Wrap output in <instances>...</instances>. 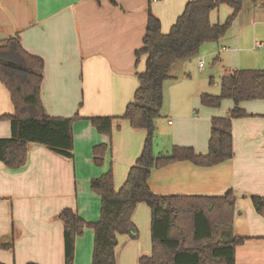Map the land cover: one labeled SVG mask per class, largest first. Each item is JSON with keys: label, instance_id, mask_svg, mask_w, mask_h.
I'll use <instances>...</instances> for the list:
<instances>
[{"label": "crops", "instance_id": "crops-1", "mask_svg": "<svg viewBox=\"0 0 264 264\" xmlns=\"http://www.w3.org/2000/svg\"><path fill=\"white\" fill-rule=\"evenodd\" d=\"M189 1L0 0V42L18 34L23 47L44 60L41 99L45 113L78 115L73 124V157L30 143L22 168L11 169L0 160L1 263L65 264L60 213L71 208L87 221L100 219L101 198L91 190V180L112 167L119 189L142 152L147 131L120 118L109 137L95 129L91 118L121 116L133 101L139 85L137 72L145 69V56L136 66L135 52L143 44L149 11L160 19L162 31L167 33ZM243 6L230 28L227 45L217 50L219 55L233 52L231 61L219 59L225 74L262 68L250 57V51L255 52L253 41L241 46L240 32L264 22L259 18H264V0H245ZM220 10L228 16L232 11L226 5L213 10L212 23H217ZM253 45L264 47L257 40ZM188 60L179 63L186 66ZM179 63L171 70L177 78L165 82L161 117L165 114L166 118L161 131L156 130L166 150L155 151L166 152L180 145L207 153L212 119L227 116L235 103L225 99L218 108L203 105L201 95L208 91L220 94L221 81L218 88L208 90L205 80L197 83L187 73L179 78L174 72ZM199 68L205 69V64L201 68L199 62ZM241 106L249 116L232 121L234 154L230 159L211 166L176 161L153 169L149 185L162 196H223L232 190L235 217L223 239L228 241L230 235L244 239L235 250L236 264H264V213L252 200L264 197V100L244 101ZM12 113L11 94L0 77V117ZM9 137L10 121L0 119V138ZM110 140L112 148L105 163L96 165L93 147ZM133 221L139 236H118L117 264H139L141 256L152 253L151 210L145 202L137 205ZM93 244L94 231L86 228L75 239L74 264H91Z\"/></svg>", "mask_w": 264, "mask_h": 264}, {"label": "trees", "instance_id": "trees-1", "mask_svg": "<svg viewBox=\"0 0 264 264\" xmlns=\"http://www.w3.org/2000/svg\"><path fill=\"white\" fill-rule=\"evenodd\" d=\"M244 1L190 0L167 33L162 31L160 19L149 11L143 44L135 52L136 66L145 56V69L137 72L139 85L133 101L127 104L121 116L91 118L95 129L109 137L114 123L120 118L126 119L133 128L147 131L145 143L119 189L115 186L112 167L91 180V190L101 198L98 221H87L71 208L60 213L65 264H74L75 239L86 228L94 231L91 264H117L118 236L129 235L134 239L139 236L133 215L141 202L151 210L152 253L141 256L139 264H236L235 250L244 239H223L234 222L236 196L233 191L223 196H162L151 190L149 176L153 169L180 160L211 166L230 159L234 154L232 121L249 116L241 103L264 100V67L226 73L221 79L220 94L205 92L201 95L202 104L213 108L220 107L225 99L235 103L227 116L212 119L208 152L198 153L191 146L180 145H173L166 152L155 151L164 85L167 80L177 78L171 74L173 66L196 56L204 43L217 42L224 37ZM223 5L232 9L230 15L224 22L212 23L211 12ZM43 70V58L27 51L18 34L0 42V77L14 105V113L0 117L11 124V137L0 138V160L11 169H20L26 164L30 143L44 145L65 157L74 155L73 124L78 115L63 117L45 113L41 99ZM111 148V140L93 147L96 165L105 163ZM252 200L256 209L264 213V197L254 196Z\"/></svg>", "mask_w": 264, "mask_h": 264}, {"label": "rangeland", "instance_id": "rangeland-1", "mask_svg": "<svg viewBox=\"0 0 264 264\" xmlns=\"http://www.w3.org/2000/svg\"><path fill=\"white\" fill-rule=\"evenodd\" d=\"M247 5V4H245ZM244 9V6H243ZM242 9V10H243ZM241 12V11H240ZM228 16V13H223L221 10L218 12L216 19V22H224ZM239 18V15L238 17ZM260 20H263V17H259ZM260 23V21L256 22ZM237 25V24H236ZM232 29L228 31V33L220 39V42H206L202 45L200 52L194 56L193 58L189 59L185 64L179 63L175 67V74L177 76L182 77L186 73L191 76L192 79H194L197 83H202L205 80V84L208 87V90H215L218 88L217 83H220L222 75L225 74L226 71L223 69L221 61L219 59L223 58L226 61H231L232 59V50L228 51H222L221 55L217 53V50L222 46V45H227L226 40L230 36ZM224 39V40H223ZM240 39H241V46H246L245 41L250 40L253 41L251 45L253 46V51H250V57H253L256 59V62L258 66L264 67V47L263 48H256L254 47V43L257 40L258 42L262 41L264 44V22L258 24L255 28L253 26L251 27H246L244 30L240 32ZM241 59L244 60L246 59L245 55H241ZM200 60H203L205 63V69L201 70L199 68V62ZM260 68V67H258ZM188 76V77H189ZM166 88V84H165ZM219 91L221 92V87L219 86ZM209 93V91L207 92ZM166 115L163 114V117H160L157 119V130L158 132L161 131L162 129V124L164 123V119ZM157 143V144H156ZM155 149L156 151L160 150H166V147L162 145L160 141V137L158 133H156V138H155ZM171 149V147H170Z\"/></svg>", "mask_w": 264, "mask_h": 264}, {"label": "built area", "instance_id": "built-area-1", "mask_svg": "<svg viewBox=\"0 0 264 264\" xmlns=\"http://www.w3.org/2000/svg\"><path fill=\"white\" fill-rule=\"evenodd\" d=\"M153 2H155V1H159V0H152ZM204 61L202 60V61H200V67L202 68L203 66H204Z\"/></svg>", "mask_w": 264, "mask_h": 264}, {"label": "water", "instance_id": "water-1", "mask_svg": "<svg viewBox=\"0 0 264 264\" xmlns=\"http://www.w3.org/2000/svg\"><path fill=\"white\" fill-rule=\"evenodd\" d=\"M220 231L222 232V231H223V229H220ZM228 238H229V240H232L233 236H232V235H230Z\"/></svg>", "mask_w": 264, "mask_h": 264}]
</instances>
